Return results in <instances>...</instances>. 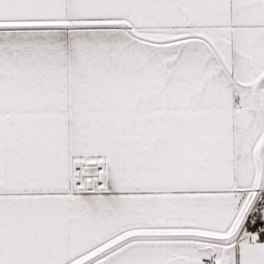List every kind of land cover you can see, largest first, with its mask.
<instances>
[{
	"label": "snow or ice",
	"instance_id": "6c2138e0",
	"mask_svg": "<svg viewBox=\"0 0 264 264\" xmlns=\"http://www.w3.org/2000/svg\"><path fill=\"white\" fill-rule=\"evenodd\" d=\"M0 264H264V0H0Z\"/></svg>",
	"mask_w": 264,
	"mask_h": 264
}]
</instances>
